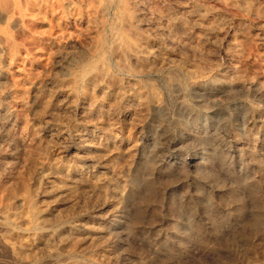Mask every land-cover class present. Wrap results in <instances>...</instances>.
I'll list each match as a JSON object with an SVG mask.
<instances>
[{"label": "rangeland", "instance_id": "obj_1", "mask_svg": "<svg viewBox=\"0 0 264 264\" xmlns=\"http://www.w3.org/2000/svg\"><path fill=\"white\" fill-rule=\"evenodd\" d=\"M117 3L104 5L98 63L109 100L74 75L91 40L67 14L65 50L39 24L24 39L43 41L45 61L27 41L13 59L0 51L2 73L22 78L25 55L32 70L23 102L0 78V264H264V0H130L151 52L136 71L109 54L134 31ZM31 157L66 163L70 188L44 187ZM22 179L45 203L38 225L16 217ZM5 228L33 246L13 251L22 238Z\"/></svg>", "mask_w": 264, "mask_h": 264}, {"label": "bare ground", "instance_id": "obj_2", "mask_svg": "<svg viewBox=\"0 0 264 264\" xmlns=\"http://www.w3.org/2000/svg\"><path fill=\"white\" fill-rule=\"evenodd\" d=\"M106 2H107V0H0V20L2 23L4 22L3 23L4 26H2L3 24L2 25L0 24V51H4V50L6 51L7 50L8 59H9V57L11 59H13V57L16 54V51L23 48V45H24L23 41H27L30 45L34 44L35 48L39 47L38 51L41 52L43 50V47H41L42 46L41 43L43 41H41V43H40V41L36 40L35 38H29V40L24 39V38L30 37L27 35V33H31L33 36H35V34L38 35V29L41 26V25L39 26V24H42L45 26L48 25L50 29L46 32H42L41 34H43V35L45 34V35L49 36V38L53 39L57 43L56 45H59V47L62 48V50H65V48L68 45L63 43L62 39L66 38V35L68 34V27L66 25L65 26L62 25V20L65 17V15L67 14V17L69 19H71L72 22H75L77 20L82 21V23L89 30V35H90V40H91L88 47L86 49H84L83 52L76 53L74 61L77 63V67L79 68V70H77L74 73V75H76V77L83 84L86 85V88H85V89H87V90H85V96L86 97L90 98L92 91L96 90V91L103 93V98L107 97L106 99H108V96H110L109 94H111V93L109 90L106 89L107 87L104 85V80L107 77L108 73H106L103 70H100L101 68H98V66H99L98 63L101 60V57L103 56V52H102L103 45L105 44V38L103 36L104 34L102 35V23H103L102 17H103V11L105 9L104 5ZM117 2H118L117 4L120 7L121 16L125 18L128 27L133 28L134 31H129V32H133V37H131L130 34L128 33V31L124 32L122 28H121L122 30L119 29L117 41L114 42V45L112 44L113 48L111 49V52L109 54L111 55V53L112 54H114V53L118 54L119 53L120 54L119 57L124 61L123 63H125L129 69L136 71V67H138L139 64H141L142 62L146 61L150 57L151 52H150V49L148 48V46L137 43L135 41L136 40L135 38H137L139 36V32L137 30H135V28H134L135 27L134 24H135L136 19L138 17L136 16L137 17L136 18L135 14L131 11L132 9L130 10V8H129L130 7V0H117ZM106 6H107V4H106ZM179 21L180 22L176 23V28L179 27L177 29L175 28L177 31L180 29V26L183 25V23L185 25L184 20L182 21V23H181V20H179ZM53 24H55L57 26L58 30L53 29ZM173 24H174V22H173ZM9 27H12L14 29L13 33L10 31V30H12V28L9 29ZM115 27H118V26H115ZM115 27H112L113 31H114ZM173 28H174V26H173ZM80 29L81 28L78 27V25H77L76 32H78V35H79ZM42 30H43V28H42ZM111 31H112V29H111ZM115 31L117 32V30H115ZM79 37H80V35H79ZM36 38H38V37L36 36ZM86 40H88V39H86ZM115 40H116V38H115ZM25 44H26V42H25ZM53 44H55V43H53ZM76 45L78 46V44H76ZM20 46H22V47H20ZM72 46H74V45H72ZM23 50H26V49L23 48ZM41 53L38 52L37 56H35V57H36V59H39L40 61L41 60L45 61L48 57L45 56V57H47L45 59V57L43 55L44 52L42 54ZM26 59H27L26 55L24 57H22L20 59L18 65H17V69H16V71H18L17 74L21 75L22 78H24V77L26 78L27 76H29L31 74V71H32L30 69L29 65L26 66ZM17 60H19V59H17ZM150 61H151V59H150ZM29 63H30V61H29ZM42 63L44 64V62H42ZM140 66H142V65H140ZM8 68H10V67H8ZM10 75L11 74L9 72L7 74H6V72L2 73V71L0 69V78H3V80L6 79L7 81H11L12 85H14V87L16 89L15 91H18V93L20 92L19 94L21 95L22 102L25 101L24 99L27 98V93H29V91H28V88L25 87V84L22 83L23 79L21 77L16 78V76H10ZM72 75H73V73H72ZM230 77H232V76H230ZM233 77H234V75H233ZM131 87H132V84H131ZM114 91H116V90H114ZM134 93H135V96H137V98L139 99L140 91L138 89H136V91H134ZM154 98L157 99L156 95H154ZM141 104L142 103H140V105ZM41 105H42V103H41ZM109 105H108V107H109ZM108 107H106V108H108ZM98 109H99L98 112L101 114L102 109H100V108H98ZM94 113L96 114V112H94ZM111 114H114V113H111ZM97 116H98V114H97ZM116 116H117V114H116ZM105 122H106V120H105ZM102 124H105V123H102ZM111 124L112 123H110V125ZM98 125H100V124H98ZM106 125H105V127H106ZM106 128H108V127H106ZM109 128H111V126ZM36 141H38V140H36ZM38 144H40V142ZM37 147L39 149V146H37ZM28 157H30V156H28ZM41 159H43V158H41ZM29 167L30 168H34V167L40 168L41 167L42 170L44 169L47 172L48 176L45 177L47 179L45 181L44 187L48 186L51 191L57 192L61 189L66 190V189L70 188L71 183H69L65 177L66 176L70 177L73 173H72V170L69 168V166L66 163L59 162V160H58V162L57 161L51 162V160H49L48 158L44 161L43 160L39 161V160H36L35 158H32L30 160V166ZM119 172H120V170H119ZM20 182H21V187L19 186L20 187V189H19L20 193L17 192V190H15L17 193L11 191L13 193V196H15V194H17L16 195V197L18 196L17 201L23 207L22 212L21 213L19 212L20 214L18 216H16V215L15 216L17 218H19L20 219L19 222H21L24 225H30V224L33 225V223L38 225V222L42 216V213L45 211V209H44L45 203H44V201H41L40 203H38L35 196L32 195L33 191L31 189V185H29L27 181H26L27 182L26 183L22 179ZM36 184H38V183L36 182ZM112 185H114V184H112ZM34 186H35V184H34ZM116 186H117V184H116ZM48 187H46V188H48ZM17 189H18V187H17ZM6 207H8V205ZM5 209H2V210H5ZM2 224H4V223H2ZM1 227H3V226H1ZM6 231L9 232L11 235H16V236H19L22 238L19 245H16V244L14 245V244L10 243L13 251L14 250H19V251L27 250L33 246L34 241H32V238L29 237L28 235H25L23 232H19V231H15V230H8V229H6ZM6 231H5V233H6Z\"/></svg>", "mask_w": 264, "mask_h": 264}]
</instances>
